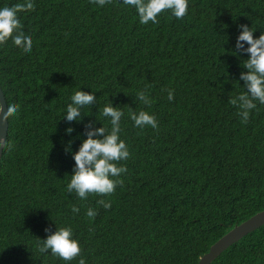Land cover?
I'll return each mask as SVG.
<instances>
[{"label":"trees","instance_id":"16d2710c","mask_svg":"<svg viewBox=\"0 0 264 264\" xmlns=\"http://www.w3.org/2000/svg\"><path fill=\"white\" fill-rule=\"evenodd\" d=\"M16 0H0V7ZM18 9L30 52L0 43V86L19 110L8 117L0 162V264H198L235 226L264 210V104L247 121L229 101L242 93L239 25L264 32V0H189L183 18L164 10L141 24L123 0H33ZM239 81V82H238ZM147 88L150 104L137 99ZM95 92L82 122L63 119L70 97ZM168 89L174 99L168 100ZM122 108L130 151L116 190L81 200L67 191L86 125L105 104ZM155 114L143 129L133 111ZM97 126H102L100 124ZM74 129L71 136L65 134ZM111 203L104 208L98 201ZM80 209L72 212V207ZM93 208L95 217L86 215ZM71 226L81 253L70 262L40 241ZM212 264H264V225Z\"/></svg>","mask_w":264,"mask_h":264},{"label":"clouds","instance_id":"9594fccd","mask_svg":"<svg viewBox=\"0 0 264 264\" xmlns=\"http://www.w3.org/2000/svg\"><path fill=\"white\" fill-rule=\"evenodd\" d=\"M103 7L107 0H94ZM123 4L135 8L141 24L158 22L159 15L164 10H170L176 18H183L188 11L189 0H123ZM33 0H16L15 3L0 7V43H3L9 36L12 37L22 50L30 52L33 47V37L25 32L20 25L22 20L18 9L33 7ZM256 30L247 24L239 25V34L236 37L234 56L240 58L243 53L247 56L243 61V69L239 74V80L243 81L242 88L246 89L242 93L232 97L230 103L239 109L238 115L247 121L250 112L257 108V101L264 104V32L258 37L254 35ZM239 82V81H238ZM168 100L174 99V90L168 89ZM137 99L144 104H150L151 100L147 88L139 90L136 94ZM95 92H87L82 89L75 91L70 97V102L66 106L63 119L69 122L80 123L84 116H90L83 112L87 106L96 104ZM20 105L15 100L6 99L0 103V120L8 118L11 114L19 110ZM102 115L107 117L111 128L94 121L86 125L85 135L77 136L81 143L77 151H72L74 140H69L65 146V151L70 153L74 160V168L69 175L70 180L67 184V191L74 192L81 200L87 199L90 193L100 195L111 194L116 190L120 180L114 179L126 171V168L119 162L125 161L130 156L126 142L121 139V120L124 111L110 102L105 104ZM130 118L138 128L158 127V120L155 114L145 110L133 111ZM102 126H97V124ZM74 129L68 127L65 130L67 136H71ZM104 208H110L111 203L104 200L98 201ZM80 209L72 207V212L78 213ZM97 214L93 208H88L86 215L95 217ZM50 234L40 241L39 252L48 253L49 251L57 255L66 262H70L80 256L81 247L78 239L75 238L73 228L65 226L57 228L54 232L45 229ZM79 264H86V259L81 257Z\"/></svg>","mask_w":264,"mask_h":264},{"label":"water","instance_id":"95a60500","mask_svg":"<svg viewBox=\"0 0 264 264\" xmlns=\"http://www.w3.org/2000/svg\"><path fill=\"white\" fill-rule=\"evenodd\" d=\"M0 103H4L6 107V98L2 87L0 86ZM9 131L8 118L0 120V162L3 154V149L6 144ZM264 225V210L255 214L243 223L235 226L215 244H213L208 253H206L198 264H212V262L228 249L234 243H237L244 236L255 231Z\"/></svg>","mask_w":264,"mask_h":264}]
</instances>
